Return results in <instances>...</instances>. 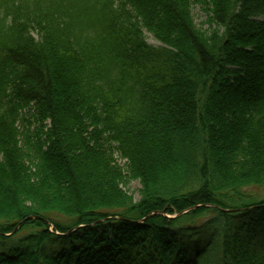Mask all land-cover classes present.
<instances>
[{
	"label": "trees",
	"instance_id": "16d2710c",
	"mask_svg": "<svg viewBox=\"0 0 264 264\" xmlns=\"http://www.w3.org/2000/svg\"><path fill=\"white\" fill-rule=\"evenodd\" d=\"M258 190L264 0H0V264H264Z\"/></svg>",
	"mask_w": 264,
	"mask_h": 264
},
{
	"label": "rangeland",
	"instance_id": "374dc122",
	"mask_svg": "<svg viewBox=\"0 0 264 264\" xmlns=\"http://www.w3.org/2000/svg\"><path fill=\"white\" fill-rule=\"evenodd\" d=\"M192 14H193L195 23L199 28H203L204 30L208 29V26L205 25V22L207 21L206 14L204 11H202V9L199 6H194L192 10ZM147 42L152 46H156V47L161 46V44L155 41V39L151 35L148 36ZM24 115L26 117V122H24V124L19 123L20 130L23 134L22 138L27 133V130H30V132L34 134L36 133L39 127V125L33 119L32 114L24 113ZM116 160L121 167L123 168L125 167L126 161L122 160L119 155H116ZM125 190L128 192L130 196L133 197L135 202H138L140 200L141 184L138 181L127 183L125 186ZM256 192L260 196L264 195V190H261V191L258 190Z\"/></svg>",
	"mask_w": 264,
	"mask_h": 264
}]
</instances>
